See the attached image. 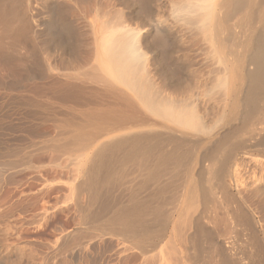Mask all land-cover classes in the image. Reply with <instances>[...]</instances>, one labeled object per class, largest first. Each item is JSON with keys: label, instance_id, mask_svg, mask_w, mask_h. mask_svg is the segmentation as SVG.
I'll use <instances>...</instances> for the list:
<instances>
[{"label": "bare ground", "instance_id": "6f19581e", "mask_svg": "<svg viewBox=\"0 0 264 264\" xmlns=\"http://www.w3.org/2000/svg\"><path fill=\"white\" fill-rule=\"evenodd\" d=\"M41 1L45 19L37 0H0V171L49 150L76 155L83 223L138 256L178 236L193 263L206 243L216 264H264L247 215L264 213V0H169L166 17L159 0H77L76 16L92 4L104 17L89 36ZM213 91L207 120L198 102ZM252 155L260 175L247 186L238 159ZM220 221L235 228L206 227Z\"/></svg>", "mask_w": 264, "mask_h": 264}, {"label": "rangeland", "instance_id": "374dc122", "mask_svg": "<svg viewBox=\"0 0 264 264\" xmlns=\"http://www.w3.org/2000/svg\"><path fill=\"white\" fill-rule=\"evenodd\" d=\"M48 1L51 5L61 6L62 9L67 8L65 10L67 11V13L65 12V19L68 20L72 29L80 31L83 36L84 34L89 36L93 27L104 19V17L102 18L95 14L92 4L91 6L89 5L91 7L89 13L78 17V15H75L76 10L80 9L84 5V2L82 3L77 0ZM96 1L100 2L103 0ZM114 1L117 3V0ZM159 2H162L161 4L164 2V5L158 4V2L157 4L159 6L161 5V8H159L160 14L166 17V7L168 6L169 0H159ZM41 4V0L33 3L36 10V19L47 18L46 9ZM43 4L45 5V2ZM127 5H131L130 7L134 6L132 0H127L126 4L124 3L118 6L122 7ZM162 9L165 12L161 11ZM178 32L179 30L176 31V29L172 32L173 39L176 40V43L178 42L177 37H179L177 36L179 34ZM80 39L83 42L81 36ZM68 54L70 53L68 52ZM70 55L66 56L68 61L74 57V54ZM213 93L214 91L209 94L210 97L208 95L209 98L206 97L204 99L205 102L204 100L202 103L198 102V104H202H199V110L202 111L204 108L203 114L204 112L208 113L204 114V116H207V120L212 119V116L216 117L215 114L219 112L217 108L219 109L218 106H220V96L218 92ZM261 160V157L254 155L238 159L237 167L238 169L240 168L238 174L239 176L241 175L240 182L243 185H254V177L260 175L259 165ZM76 166L78 167V157L76 155H68L66 153L58 155L54 151L49 150L45 156L37 155L31 157L29 162L24 166L17 167L13 170L0 171V264H13L14 262V264H189L190 261H192L190 264H202V262L203 264L214 263L216 259L208 251L209 249H207L206 243L203 244L204 250L201 252L205 257L200 254L199 257H203V259H196L194 263L192 257H190V250L186 249L182 242L179 243V241H176L178 236H176L177 239L175 237L168 242L170 245L173 243L171 247L173 253L170 250V245L168 247L167 243H163L161 247L157 248V250L159 249L158 251L156 250L154 252V250L152 251L153 253L150 252L146 256H138L135 250L129 248V245L127 247L125 241L114 235L104 233L101 229L97 228L98 226H95L96 223L90 221V223H83L81 215L83 210L81 209L84 207H81L86 202V194H84L85 192L78 194L75 190L79 179L78 168ZM6 176L8 177L4 181L3 177ZM5 182L7 183L5 186L10 189L7 192H3L7 189L4 188ZM124 184L126 183L120 184L116 190L119 197H123L127 193V187ZM253 210L249 211L247 215L250 217L253 215L252 220L254 218L257 219V226L260 231L263 230L260 233L262 237L264 236L262 235L264 234V218L261 220V216L264 213L261 214L263 211H260V215L259 212L254 213ZM208 215L209 217H213L214 213L212 214L213 216H210V213ZM218 216L215 215L219 219ZM221 216L224 215L221 213ZM258 216L261 217L259 220ZM221 222H219L220 224L217 223V226L215 225L216 223H210L206 227L211 231L215 229L212 231L215 235H217V231L226 234L227 232L225 230L230 229L231 226L227 222V226H224L229 227L226 229L222 227ZM223 223L226 224V222ZM234 228L233 226L230 230ZM180 231L179 234L181 236L183 233L184 235L191 233V230L186 231V229H181ZM174 245L175 248H173ZM184 250L189 252H186V257L188 258L189 254L191 258H189V262L184 256ZM170 252L172 254L176 253L172 256ZM135 254H137L136 257L132 259Z\"/></svg>", "mask_w": 264, "mask_h": 264}]
</instances>
